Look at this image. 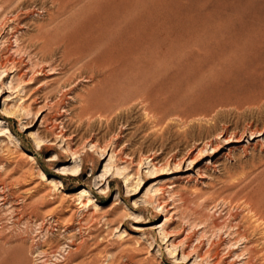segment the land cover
I'll return each instance as SVG.
<instances>
[{
	"label": "rangeland",
	"instance_id": "1",
	"mask_svg": "<svg viewBox=\"0 0 264 264\" xmlns=\"http://www.w3.org/2000/svg\"><path fill=\"white\" fill-rule=\"evenodd\" d=\"M53 2L0 0L12 264H264V0H107L111 74L41 58L39 31L101 29V0Z\"/></svg>",
	"mask_w": 264,
	"mask_h": 264
},
{
	"label": "bare ground",
	"instance_id": "2",
	"mask_svg": "<svg viewBox=\"0 0 264 264\" xmlns=\"http://www.w3.org/2000/svg\"><path fill=\"white\" fill-rule=\"evenodd\" d=\"M66 1L67 0H54L53 3L57 4V12L55 14L56 16L64 13L68 9L69 5L65 4ZM84 1L85 0H72V4L73 6L80 5ZM101 1V10L104 11L103 13H101L103 18L100 19L99 17L97 20V23H99L101 29L93 30L80 28L78 32H66L59 38H57L55 34L51 33L53 30H50V32L39 31L37 39L39 42L41 41L40 48L38 49L39 53L41 54V58L43 57V59L47 61V59L51 57L53 52L55 51L52 48L48 50V48L50 46L57 45V47L59 46V49L63 48V50L60 52H62L64 57L69 56L68 60L74 65L84 62L86 59L92 56L93 59L89 60V64L92 65V68L97 70L99 73L108 72L111 74L117 72L119 68H121V63L123 61L120 51L121 46L119 44L121 41L119 37L120 34L112 27L110 29L102 28V26L100 25V20L108 19L113 20L114 22L119 17L120 10H108L107 0ZM84 42H86L87 44H85V46H82L81 44ZM60 52L56 51V54ZM40 54L38 57H40ZM62 60H64L63 57ZM80 194H84L85 196L86 192L82 191ZM89 202H91V200ZM0 264H12L9 256V251L5 250L2 246H0Z\"/></svg>",
	"mask_w": 264,
	"mask_h": 264
}]
</instances>
